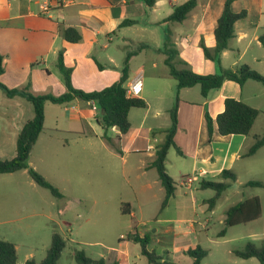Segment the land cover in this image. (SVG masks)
<instances>
[{
  "label": "crops",
  "instance_id": "crops-1",
  "mask_svg": "<svg viewBox=\"0 0 264 264\" xmlns=\"http://www.w3.org/2000/svg\"><path fill=\"white\" fill-rule=\"evenodd\" d=\"M188 1L156 0L155 6L150 9L143 0H72L65 4L50 0L48 10H43L41 0H0V55L3 57L4 69V73L0 75V83L9 89L23 90L29 86V91L34 94L51 93L58 96L65 93L66 88L57 68L60 51H64L65 62L73 69V87L87 93L105 89L119 81L128 55L131 57L125 85L142 77V90L137 98L143 99L147 106L130 110L128 133L119 137L117 128L109 129L110 137L118 136L114 142L115 147L102 137L104 130L97 122L100 114L92 110L88 102L76 99L69 103L76 110L72 113L66 111L68 121L52 116L53 107H64L66 104L46 103L44 128L30 153L28 164L56 186L64 197L66 187H62L60 182L63 186L73 184L69 171L64 174L59 172L57 157L70 152H84L89 156L88 164L92 175L93 165L95 166L99 157H104L102 153L106 157H120L124 162L130 155H141L136 166V170L142 171L140 176L143 178H139V184H142L140 189L152 190L159 185L163 187L158 173L154 179L145 176L156 171L152 167L155 152L166 138L171 118L170 125L162 130V138L158 137L159 129L154 123L158 122L161 114L165 113L170 117L177 99L178 127L174 140L181 154L172 147L177 152V157L171 156L170 149L166 169L181 188H192L181 185L184 178H192L193 183L198 182L197 188H200L202 181L219 180L224 170L233 171L236 181H239L241 173L250 171V164L244 161L264 153L263 146L255 155L245 156L257 138L264 135L263 83L247 80L241 86L228 80L204 97L199 85L178 89L177 81L170 76V69L165 63L168 57L164 52L166 49L176 50L178 56L175 55L173 62L179 59L186 62L187 67L196 74L212 75L219 71L213 61L205 58L201 42L210 49L215 47V29L226 0H197L196 7L185 20L166 21L175 7ZM231 10L234 13L246 10L248 14L234 24L235 36L221 56V67L235 71L241 65H247L264 76V47L259 41V37L264 34V0H235L231 4ZM126 20L135 23L122 26ZM60 26L75 28L82 36L81 41H66L61 36ZM227 98L240 100L260 111L248 135L222 136L218 133L215 119L223 112ZM18 99L24 98H9L6 93H0V118H3L0 137L1 129L8 130V140H11L12 145V127L14 128L16 139L13 157L16 155L17 137L23 125L30 120L21 121L19 112L12 113V101L19 108L23 106V102ZM167 102H172V106L169 107ZM150 111H153L151 119ZM206 114L214 121L211 138ZM5 148V143L0 141V160L13 158L12 149L11 154L5 156ZM37 148L41 149V155L36 160L34 154ZM53 173L58 175L59 183L52 177ZM18 174L20 182L17 184L12 182V175L16 177ZM127 174L128 169L122 171L125 182H128ZM90 182L92 185L94 179ZM15 190L29 195L39 193L37 184L30 178L27 170L0 174V201H7ZM163 192L165 193L164 188ZM206 202L204 201V206L210 210ZM214 209L211 210L212 213ZM64 214L65 211H62L59 215ZM128 215L134 217L133 211ZM224 219L225 216L220 218L222 224ZM263 219L262 212L260 219L235 226L251 227L246 235L237 238L242 248L247 244L244 241L254 235L259 239L253 241L264 243V228L256 233L251 226ZM193 230L197 232V229ZM172 231L176 233L174 229ZM235 251L238 250H233L232 253ZM30 258L32 253L28 254L26 261ZM252 259L256 258L241 261L245 263ZM104 260L106 264H111L109 259ZM18 264L25 263H19L18 258Z\"/></svg>",
  "mask_w": 264,
  "mask_h": 264
},
{
  "label": "rangeland",
  "instance_id": "rangeland-1",
  "mask_svg": "<svg viewBox=\"0 0 264 264\" xmlns=\"http://www.w3.org/2000/svg\"><path fill=\"white\" fill-rule=\"evenodd\" d=\"M2 92L0 89V93ZM18 100L23 102V106L19 108L12 101V113L19 112L21 121L31 120L34 117L33 105L26 99ZM167 105L171 107L172 102H167ZM98 114L101 112L98 111ZM152 115L153 111H150L149 119ZM52 116L68 121L65 106L53 107ZM2 119L0 118V123ZM154 125L159 129L158 137L162 138V130L170 125V117L165 113L161 114ZM15 133L12 127L11 145V140H8L9 131L1 129L0 141L5 143V156L11 154L10 149L12 157L14 155ZM100 148L98 144L99 152ZM40 151L37 148L34 159L40 157ZM170 152L171 156L177 157L175 150L171 149ZM102 155L104 157H99L95 166L93 165V175L90 174L89 156L86 153H62L57 157L59 172L64 174L69 171L73 184L63 186L60 182L62 187H66L63 200L53 197L48 190L37 185L39 193L29 195L15 190L7 201H0V239L16 246L19 263H25L30 253V259L41 262L51 245L52 235L56 232L66 243L57 264H78L75 259L77 251H83L86 257L93 260L109 259L111 264H149L141 253L140 245L121 241L122 237L136 231L139 236L146 238L147 250L161 257L162 261L193 264V259L183 251L199 246L208 252L201 264H259L257 259L244 263L232 253L233 250L244 249L237 238L246 235L251 227H230L224 238L218 234L224 228L220 218L225 216V211L247 197H260L264 217V187L245 186L248 181L264 183L263 152L244 161L250 164L249 173L240 174L239 181L223 193L213 213L207 210L204 201L211 199L214 191L197 188L198 182L192 184L191 190H187L181 188L176 181V194L161 209L165 196L163 187L159 185L152 190L140 189L142 184H139V178L142 171L136 170V166L141 155H130L126 162L120 157H106L104 153ZM126 169L128 182H125L122 175V171ZM170 169L173 171L171 167ZM53 174L52 177L59 183L58 175ZM15 176L12 175V182L18 184L20 175ZM154 176H157V171L147 174L145 178L154 179ZM91 179H94L92 185ZM122 203L131 205L134 217L122 213ZM62 211H65L63 216L59 215ZM251 226L258 233L264 228V219ZM193 229H197V232ZM251 237L244 243L261 245V242L253 241L259 239L258 236Z\"/></svg>",
  "mask_w": 264,
  "mask_h": 264
},
{
  "label": "trees",
  "instance_id": "trees-1",
  "mask_svg": "<svg viewBox=\"0 0 264 264\" xmlns=\"http://www.w3.org/2000/svg\"><path fill=\"white\" fill-rule=\"evenodd\" d=\"M148 8H153L156 0H143ZM235 0H226L221 17L218 19L217 27L215 29L216 45L210 49L201 42L206 59L213 61L218 67L219 71L212 75H199L194 73L182 60L174 61V57L178 56L176 50H164L168 54L165 60L166 65L170 69V76L173 77L178 85V89L190 88L196 85L200 86L201 93L204 97L213 89H219L225 81H234L239 85H243L247 80H254L264 84V76L257 71L251 69L247 65H241L235 71L226 70L221 67V56L225 50L228 49L229 42L235 36L234 24L244 19L248 12L243 10L239 13H234L231 10V4ZM197 0H189L188 2L174 8V12L166 19L171 22H182L188 14L196 7ZM135 22L126 20L121 25L134 24ZM61 36L70 43H78L81 41V34L72 27L60 26ZM259 41L264 47V34L259 37ZM176 55V56H175ZM128 55L124 61L122 76L116 83L111 86L94 92H84L75 89L72 85L73 69L65 62L64 51H60L57 58V68L62 76L66 92L61 95L49 94H34L29 91V86L23 90L9 89L4 84L0 83V89L6 93L9 98L21 97L26 99L33 105L34 117L28 120L22 127L16 140V155L11 159L0 160V174L15 173L21 170H27L30 178L41 188L48 190L55 198H63L64 195L53 184H51L43 175L31 168L28 164L30 153L37 142L45 122V105L52 103L56 105H64L73 102L76 99L82 101H93L100 110V119L98 123L103 127V138L113 147L117 138L109 136L110 128H117L119 137L128 133L130 130L129 112L133 108H145L147 106L143 99L137 97H128L126 90V81L129 70ZM3 57L0 55V75L4 73L2 66ZM178 65V66H177ZM178 99L175 106L170 111L171 126L166 131V138L161 143L155 152V160L152 167L156 169L159 180L164 188L165 196L161 206L164 209L170 198L176 194L177 185L172 177L168 174L166 169V161L169 150L173 147L181 154L180 148L176 145L174 136L178 127ZM260 114V111L245 104L244 102L227 98L224 102V110L220 113L215 123L217 125L218 133L222 136L228 135H248L254 123ZM206 121L210 138L214 130L213 119L206 114ZM264 146V135L257 138L255 144L249 149L246 157L253 156L257 151ZM119 152V151H118ZM237 180L236 174L231 170H224L219 180L216 181H202L200 188L202 190L210 189L214 191V196L206 203L210 210L216 207L217 202L223 196V193L232 186ZM248 187H264L263 182L249 181L245 184ZM121 211L128 215L131 213V205L129 203H122ZM262 216V202L260 197L254 196L240 201L225 211L224 228L219 232L218 236L226 235L228 228L235 227L250 222H254ZM121 241L132 242L141 247V253L147 258L149 264H176L170 260L162 261L161 257L156 256L154 252L147 250V240L142 238L134 231L124 236ZM66 246L64 238L59 233H53L51 245L46 252L45 258L41 262H36L29 259L25 264H57L64 248ZM185 254L193 259V264H201L204 258L208 256V252L197 246L194 249L185 251ZM234 255L240 259L256 258L259 264H264V243L260 246L253 242H248L243 250L234 252ZM75 259L78 264H106L102 258L93 260L85 256L83 251H77ZM0 264H18V253L16 246L7 240L0 239ZM112 264H117L113 262Z\"/></svg>",
  "mask_w": 264,
  "mask_h": 264
},
{
  "label": "built area",
  "instance_id": "built-area-1",
  "mask_svg": "<svg viewBox=\"0 0 264 264\" xmlns=\"http://www.w3.org/2000/svg\"><path fill=\"white\" fill-rule=\"evenodd\" d=\"M41 1H42L41 8L43 10H48V4H49L50 0H41ZM56 1L65 4V3L71 2L72 0H56ZM126 90H127V96L128 97H138L141 93V90H142V77L140 76L139 78L135 79L133 82H130L126 86ZM88 103L90 104L92 110L98 111V107H97L95 102L89 101ZM65 110L67 112L72 113L76 110V107L74 105H71V104H66ZM192 183H193L192 178L187 177V178H184L182 180L181 185L184 187L191 188Z\"/></svg>",
  "mask_w": 264,
  "mask_h": 264
}]
</instances>
